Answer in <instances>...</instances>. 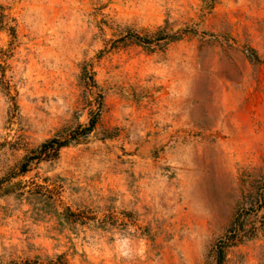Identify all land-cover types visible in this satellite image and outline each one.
<instances>
[{"label": "rangeland", "instance_id": "obj_1", "mask_svg": "<svg viewBox=\"0 0 264 264\" xmlns=\"http://www.w3.org/2000/svg\"><path fill=\"white\" fill-rule=\"evenodd\" d=\"M9 173L0 264H264V0H0Z\"/></svg>", "mask_w": 264, "mask_h": 264}, {"label": "trees", "instance_id": "obj_2", "mask_svg": "<svg viewBox=\"0 0 264 264\" xmlns=\"http://www.w3.org/2000/svg\"><path fill=\"white\" fill-rule=\"evenodd\" d=\"M97 123L96 115H92L86 125H79L72 130L67 139H49L41 143L36 149L30 151L29 154L25 155L19 165L17 173L24 174L28 171V166L33 160H41L43 158L57 155L60 148L67 147L71 142H77L79 138L86 137L94 129ZM17 173H9L5 177L0 178V193H6L11 186L15 183L11 180L15 178ZM239 218L240 213H237L231 222L226 234L215 244V262L216 264H222L224 260V250L227 247L235 245L239 239Z\"/></svg>", "mask_w": 264, "mask_h": 264}]
</instances>
